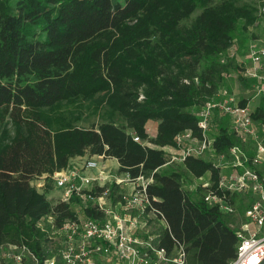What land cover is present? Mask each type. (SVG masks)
<instances>
[{
  "label": "trees",
  "instance_id": "16d2710c",
  "mask_svg": "<svg viewBox=\"0 0 264 264\" xmlns=\"http://www.w3.org/2000/svg\"><path fill=\"white\" fill-rule=\"evenodd\" d=\"M258 16L256 0H0V116L14 125L0 130V246H25L44 264L48 237L39 223L52 215L61 228L78 219L77 197L53 203L32 180L72 157L103 155L117 158L120 172L153 176V214L167 223L158 247L171 253L182 243L186 264H231L239 238L226 215L204 200V188L186 190L180 172L159 170L167 161L162 147L185 129L198 134L192 110L230 73L221 55L240 23L248 28ZM88 99L104 111L83 126ZM253 118L264 122V99ZM217 119L221 154L239 141L229 117ZM149 120L159 121L154 137ZM183 169L196 178L210 172L214 180L220 173L195 157ZM111 186V193L119 188ZM85 214L105 216L93 205Z\"/></svg>",
  "mask_w": 264,
  "mask_h": 264
},
{
  "label": "built area",
  "instance_id": "2783aa9c",
  "mask_svg": "<svg viewBox=\"0 0 264 264\" xmlns=\"http://www.w3.org/2000/svg\"><path fill=\"white\" fill-rule=\"evenodd\" d=\"M256 2L258 14L264 15V0ZM248 56L250 62L242 72L254 81V96L264 99V45L250 43ZM230 75L226 73L225 77ZM192 113L197 117L198 134L191 128L185 129L176 135L174 144L162 147L167 157L164 166L184 164L190 157L205 159L209 152L220 160H229L228 166L214 163L220 170L216 180L208 172L209 178L200 180L198 186L188 189L185 185L183 187L189 191L199 186L204 188V200L224 215L236 211V205L230 200L231 195L254 194L252 203L245 210V220L240 223L229 222L239 238L236 256L231 264H260L264 260V177L256 166L264 164V142L260 140L253 110L248 104H242L229 88L221 87L203 105L194 108ZM221 115L229 117L230 128L237 137L256 140L252 156L240 144L232 145L225 153H217L214 144L217 132L215 120ZM133 138L153 146L135 133ZM92 157L57 170L55 186L61 201L70 202L72 197L87 198L105 216L100 220L86 217L84 220L67 221L60 228L65 233L63 248L57 255L46 258L44 264H98L102 256H113L125 264H186L187 251L182 243H177L173 252L168 253L165 248L157 246L158 235L149 234L144 237L137 234V229L146 225L142 214L158 211L152 207V199L148 195V186L153 183V176L132 177L129 172L112 173L101 166L97 159H104L103 155ZM202 178L204 175L197 177ZM112 182L119 187H127L119 201L124 209L122 212L117 206H112L109 185ZM98 187L104 190L97 193ZM154 199L157 200L156 197ZM159 218L164 220L162 215ZM7 246L10 249L8 256L16 262L21 263L26 253L38 264L37 258L27 247L14 244Z\"/></svg>",
  "mask_w": 264,
  "mask_h": 264
},
{
  "label": "rangeland",
  "instance_id": "374dc122",
  "mask_svg": "<svg viewBox=\"0 0 264 264\" xmlns=\"http://www.w3.org/2000/svg\"><path fill=\"white\" fill-rule=\"evenodd\" d=\"M245 2H249L251 0H242ZM200 11H195L191 18H194ZM259 15V14H258ZM36 31V28L34 29ZM252 42H258L261 45H264V15L258 16V20L255 22V24L250 25L248 28H243V22L240 23L237 36L235 37L233 43L230 45V47L221 55V61L231 63L230 66V76H227L223 79L219 80V85L221 87H227L229 88L240 100V102L244 101L245 104L250 105V107L254 110L257 105L260 104L261 98H257L254 96L253 93V83L254 81L252 79L247 78L244 76V73L242 72L244 67H246L249 64V44ZM236 66V67H235ZM93 100L88 99L85 101L86 106L83 109V117H85L84 120H82L79 124L83 126H90L91 123L97 121L100 117V111H104V107H99L100 110L97 107H91ZM254 119V118H253ZM229 124L230 120L228 119ZM216 126L218 119L215 120ZM254 122L256 124V128L258 130V134L260 137V140L264 142V122L257 121L254 119ZM3 128L9 130L10 132L13 131L14 125L9 116H0V130ZM213 132V131H212ZM216 131H214L215 134ZM217 134V132H216ZM239 141V144L246 150V152L249 154L252 151L256 149V140L252 138H237ZM78 156H84L82 158ZM75 157H72L67 166H73L77 163H80L81 161L93 158V155L84 154V155H78ZM97 159L100 161V164L104 159H100L97 157ZM206 160L212 161L213 163H220L222 165L228 166L229 160L224 159L220 160L219 158L215 157L212 152H209L206 157ZM109 167V166H108ZM106 169V167L104 166ZM184 164H175V165H167L160 168V172L167 173L172 170L178 171L182 174L183 178V185H185L188 188H193L199 185L200 180L204 181L207 178H209L210 174L206 173L204 175V179H197L196 177H193L190 173H188L186 170L183 169ZM257 170L262 174L264 177V164H259L256 166ZM109 171L108 169H106ZM114 171V170H113ZM56 172V171H55ZM55 172L52 175H42L40 177L34 178L32 180V184H34L41 192H46L47 197L55 203L59 199V192L56 189V183H55ZM48 177L50 179H48ZM109 185H117L115 182H112ZM121 187V188H120ZM118 189H114L111 193V202L113 203V207H118L119 211H124L122 209L121 205L119 204V201L122 198V195L126 193L127 187L120 186ZM112 189V186H110ZM254 194L250 193L247 195H240V194H234L231 195V202L236 205V211L231 215H226V220L229 222L237 221L240 223L242 220H245V210L250 204L252 203L254 199ZM92 201H89L87 198H79L77 197V201L75 204H73V209L77 215L78 219L84 220L87 216L85 214V208L91 205ZM86 216V217H85ZM142 219L145 223H147V226L144 229H137V234L144 235L145 232L148 230L149 234H155L159 233L163 226L160 224V221L158 217L151 213H145L142 215ZM40 227L46 232L48 241H47V249L49 253V257L57 255L61 248H63L65 244V233L62 229L58 228L55 225V217L52 215L44 217L40 223ZM10 251L8 246H5L3 249H0V264H35L34 260L24 253L23 261L16 262L12 257L8 256V252ZM98 264H125L118 261L116 258H113L110 261H99Z\"/></svg>",
  "mask_w": 264,
  "mask_h": 264
},
{
  "label": "crops",
  "instance_id": "0c3cea01",
  "mask_svg": "<svg viewBox=\"0 0 264 264\" xmlns=\"http://www.w3.org/2000/svg\"><path fill=\"white\" fill-rule=\"evenodd\" d=\"M242 103V102H241ZM250 106V105H249ZM258 106V105H257ZM256 106V107H257ZM256 109V108H255ZM254 109V110H255ZM253 110V109H252ZM253 110V111H254ZM158 125H159V121H156V120H149L148 121V123H147V131L149 132V134H150V136H156V134H157V132H158ZM86 155V154H85ZM78 157H80V158H82V157H84V156H78ZM101 166H105L106 167V169H108L109 171H111L112 173H119L120 171H119V166H120V163H119V161H118V159L117 158H114V157H106V158H104V160L102 161V163H101ZM109 166V167H108ZM114 170V171H113ZM112 200V199H111ZM145 213H151V214H153L152 212H150V211H147V212H145ZM144 213V214H145ZM143 215V214H142ZM155 215V214H154ZM86 217V216H85ZM158 219H159V221H160V224L163 226V228H165L166 226H167V223H166V221H164V220H162L161 218H159L158 217ZM143 220V219H142ZM147 226V223H146V225L143 227V228H141V229H144L145 227ZM139 235H141V234H139ZM147 235H149V233H148V230L145 232V234L144 235H141V236H144V237H146ZM154 235H158V233H155ZM5 246H7V245H4V246H0V249H3ZM113 258H115V257H113V256H111V257H105V256H102V257H99V261L101 260V261H110V260H112Z\"/></svg>",
  "mask_w": 264,
  "mask_h": 264
},
{
  "label": "water",
  "instance_id": "95a60500",
  "mask_svg": "<svg viewBox=\"0 0 264 264\" xmlns=\"http://www.w3.org/2000/svg\"><path fill=\"white\" fill-rule=\"evenodd\" d=\"M260 264H264V260Z\"/></svg>",
  "mask_w": 264,
  "mask_h": 264
}]
</instances>
